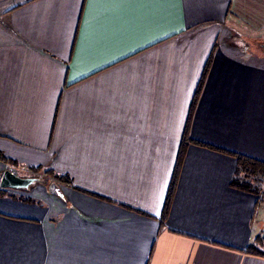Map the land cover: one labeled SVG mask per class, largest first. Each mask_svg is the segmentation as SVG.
Returning <instances> with one entry per match:
<instances>
[{
    "label": "crops",
    "instance_id": "0c3cea01",
    "mask_svg": "<svg viewBox=\"0 0 264 264\" xmlns=\"http://www.w3.org/2000/svg\"><path fill=\"white\" fill-rule=\"evenodd\" d=\"M263 45L264 0H0V181L71 182L0 196V264H264V200L198 145L264 162Z\"/></svg>",
    "mask_w": 264,
    "mask_h": 264
},
{
    "label": "trees",
    "instance_id": "16d2710c",
    "mask_svg": "<svg viewBox=\"0 0 264 264\" xmlns=\"http://www.w3.org/2000/svg\"><path fill=\"white\" fill-rule=\"evenodd\" d=\"M208 68L206 67V72ZM201 85H199L197 93H196V98L195 101L192 105V109H194V106L196 104V100L200 94L201 91ZM193 140L189 139V136L187 134L184 135L183 140H182V145L180 148L179 156H178V165L174 171V176L172 179V182L170 184V188L167 194V199H166V204H165V209L162 214V224L165 223L170 206L172 203V200L175 195L176 188L178 186V178H179V172H180V165H182L185 153H186V148L189 143H191ZM195 142V141H193ZM197 143V142H195ZM198 145L204 146V147H209L214 150L221 151L225 154L232 155L233 157L236 158L237 160V166H236V171H235V176L231 181V186L242 191H247V192H252L259 197H262L261 199L264 200V162L255 160L253 158L240 155V154H235L228 152L226 150L218 149L216 147L209 146L207 144L200 143ZM0 161L4 163H9L7 160L4 158H0ZM33 175H43L48 179H54L57 182H59L61 185H71L70 180H68L64 176H58L55 174H52L51 170L43 171L42 168H36V169H31ZM9 195L7 190L0 189V196H5ZM13 198H17L16 195L13 196ZM18 200H21L23 202H28V203H35L34 200H32L30 197H26L23 195H19ZM261 201V200H260ZM264 244V235H259L254 237V240L248 247V253L252 255H262L264 256V251L262 250V245Z\"/></svg>",
    "mask_w": 264,
    "mask_h": 264
},
{
    "label": "water",
    "instance_id": "95a60500",
    "mask_svg": "<svg viewBox=\"0 0 264 264\" xmlns=\"http://www.w3.org/2000/svg\"><path fill=\"white\" fill-rule=\"evenodd\" d=\"M264 48V45H263ZM40 179L36 177H21L12 170L8 169L4 172L1 181L0 189L4 190H16V191H29L30 188L36 183H39ZM49 193L56 197H63L60 186L53 182L49 186Z\"/></svg>",
    "mask_w": 264,
    "mask_h": 264
},
{
    "label": "rangeland",
    "instance_id": "374dc122",
    "mask_svg": "<svg viewBox=\"0 0 264 264\" xmlns=\"http://www.w3.org/2000/svg\"><path fill=\"white\" fill-rule=\"evenodd\" d=\"M16 171H17V173L22 177V176H28V174H26V173H23V172H20V171H18L17 169H16ZM17 174V175H18ZM30 174H32V173H30ZM33 175V174H32ZM32 177V176H31ZM34 177H36V178H39V176H34ZM43 180H42V179ZM41 178H39L40 179V182H48V183H44V184H40L41 186H43V187H46V189H47V187H49L53 182H55V183H57L59 186H61V184L59 183V182H57L56 180H54V179H45V178H43V177H41ZM36 185H38V183H36V184H34L33 186H32V188L33 187H35ZM61 188V187H60ZM31 189V188H30ZM32 190V189H31ZM21 192H23V191H21ZM24 192H28V191H24ZM50 194V193H49ZM51 196H54V195H52V194H50ZM55 197V196H54ZM263 203H264V201H263ZM260 220H263L264 221V216L263 215H261L260 216ZM264 247H262V249H263Z\"/></svg>",
    "mask_w": 264,
    "mask_h": 264
},
{
    "label": "built area",
    "instance_id": "2783aa9c",
    "mask_svg": "<svg viewBox=\"0 0 264 264\" xmlns=\"http://www.w3.org/2000/svg\"><path fill=\"white\" fill-rule=\"evenodd\" d=\"M41 177H43V178L47 179V178H46L45 176H43V175H40V176H39V178H41ZM41 179H42V178H41ZM42 180H43V179H42Z\"/></svg>",
    "mask_w": 264,
    "mask_h": 264
}]
</instances>
